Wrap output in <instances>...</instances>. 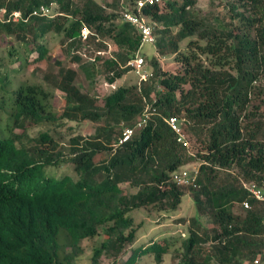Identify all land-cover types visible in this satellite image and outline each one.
I'll list each match as a JSON object with an SVG mask.
<instances>
[{"label":"trees","instance_id":"obj_1","mask_svg":"<svg viewBox=\"0 0 264 264\" xmlns=\"http://www.w3.org/2000/svg\"><path fill=\"white\" fill-rule=\"evenodd\" d=\"M134 1L0 0V34L30 45L37 60L49 51L42 40L61 34L78 68L56 61L59 70L46 78L65 95L61 113L44 86L15 89L0 71V110L10 119L6 130L0 128V264H102L104 256L120 262L127 250L121 264H137L150 254L162 263L171 249L167 238L131 247L138 231L131 213L151 205L176 209L187 194L197 216L183 240L180 264H255L264 254V201L243 184L264 189V0H229V16L215 17L202 13L197 0L142 8L159 34L156 53L149 61L144 56L147 79L127 64L138 51L144 55L136 26L122 18ZM42 5H53L56 15H31ZM15 11L21 20L11 19ZM84 26L91 31L86 40ZM166 56L181 68L165 70L159 58ZM79 71L92 84L101 76L115 85L127 72L139 80L100 97L76 83ZM147 107L155 110L151 118L119 144L124 127L134 126ZM169 116L177 117L197 147L176 140ZM63 119L100 127L93 136L70 141L66 156L50 132L31 138L24 123ZM62 161L73 165L76 179L48 173ZM195 162V185L173 180L172 173ZM244 200L250 208H239ZM99 234L105 239L83 261L84 240Z\"/></svg>","mask_w":264,"mask_h":264},{"label":"rangeland","instance_id":"obj_2","mask_svg":"<svg viewBox=\"0 0 264 264\" xmlns=\"http://www.w3.org/2000/svg\"><path fill=\"white\" fill-rule=\"evenodd\" d=\"M111 1V0H102ZM229 0H197V6L202 10V13H212L215 17L217 14H228ZM176 30V29H175ZM159 36V34H156ZM62 36L58 33H51L46 36L44 44L48 48V54L43 60H37L38 52H32L31 46L23 42H16L11 37L0 34V71L6 74L7 78L12 81L13 88H17L23 83L29 84H41L49 92L50 102L53 105V109L56 112L61 113L64 108V93L56 87L54 79L47 80V76L59 70L56 61H60L64 66H70L73 63L70 61L69 56L63 49L61 43ZM186 39L181 44L182 50L187 49ZM13 50V55L9 52ZM142 53L149 61L156 52L154 44L146 43L141 48ZM160 65L169 71L179 70L180 64L175 60L174 56H166L159 58ZM150 66V62H148ZM78 69L74 64L72 65ZM139 80L138 75L135 72H127V74L119 79L115 85L106 83L103 77H98L95 83H89L85 78L83 72L79 71L76 83H78L84 91L96 94L102 97L105 94L111 93L117 86L130 84ZM2 83L0 82V85ZM92 84V85H91ZM2 91H0V96ZM6 98L9 97V93H3ZM10 122L8 118V111L0 110V128L6 130L7 123ZM27 127L28 135L32 137H38L40 132L48 131L52 134L53 139L58 143V152L68 156L70 154L71 142L78 136L88 138L97 133L100 123H94L87 120L74 121L69 119L59 120L56 124H40L35 125L30 121L24 122ZM18 132H24L23 128L16 129ZM25 133V132H24ZM30 142V140L28 141ZM197 147V144L192 141V146ZM199 162L191 163L187 167L192 168L198 166ZM48 173L51 175H62L63 173L71 174L75 179L78 177L74 171L73 165L64 163L56 166H49ZM242 209L241 205L239 207ZM134 219V226L138 228L136 240L131 247H137L142 244L148 243L151 239L167 238L171 244L170 251L164 256L163 262L156 261L154 255H146L140 259L137 264H180V257L183 253V240L190 235L192 218L197 216L196 206L190 194L183 197L182 202L176 209H161L158 205H151L148 207H142L135 209L131 213ZM200 221L206 226H212L210 219L200 217ZM102 232V231H101ZM105 239L104 235L99 234L91 239H85L83 242L85 252L82 255L83 261H86L93 255L94 249L99 247L102 241ZM130 254V250L122 254L120 262L112 260L113 257L104 256L101 260L102 264H121V261L125 260Z\"/></svg>","mask_w":264,"mask_h":264},{"label":"built area","instance_id":"obj_3","mask_svg":"<svg viewBox=\"0 0 264 264\" xmlns=\"http://www.w3.org/2000/svg\"><path fill=\"white\" fill-rule=\"evenodd\" d=\"M163 0H135L133 4H129L128 7L122 12V18L126 21L133 23L136 26V29L140 33L142 37V44L150 43L155 44L156 35L154 33V26L151 25L147 19V17L142 12V8L147 5H152L155 3H161ZM54 8L52 6L42 5L41 7L35 9L31 15L40 16V15H50L55 16ZM23 18L22 13L20 11H15L11 13V19L14 21H19ZM91 31L88 27L84 26L82 28L81 36L83 40H86ZM128 66L132 70H136L142 79L148 78V71H146V59L144 55L138 51L133 57H131L128 61ZM155 112L154 109L150 110L149 107L144 110L141 118L137 121L134 126H125L123 129L122 136L119 137V144H123L129 141L135 133L136 128L142 127L147 121L151 118L152 114ZM168 124L174 131L177 141L182 143L186 147L191 146V142L187 133L183 132L182 127L179 123V120L175 116H169L166 118ZM197 167L195 166L193 170H189L185 167H182L172 173L173 180L176 181L179 185L190 186L195 185L196 177H197ZM244 187L250 195L254 196L258 200L264 201V189L258 187L255 182H243ZM244 209L250 208V203L248 200H244L241 203ZM255 264H264V254L257 257L255 259Z\"/></svg>","mask_w":264,"mask_h":264},{"label":"clouds","instance_id":"obj_4","mask_svg":"<svg viewBox=\"0 0 264 264\" xmlns=\"http://www.w3.org/2000/svg\"><path fill=\"white\" fill-rule=\"evenodd\" d=\"M156 53V52H155ZM175 134V133H174ZM176 136V135H175ZM190 139V138H189ZM176 140H177V137H176ZM190 142H191V146H192V141L190 140ZM190 146V147H191ZM187 148H189V147H187ZM199 166V165H198ZM182 168V167H181ZM185 168H187V167H185ZM180 169V168H179ZM187 169H189V168H187ZM190 170V169H189ZM241 207H242V205H241ZM242 209H244L243 207H242Z\"/></svg>","mask_w":264,"mask_h":264}]
</instances>
